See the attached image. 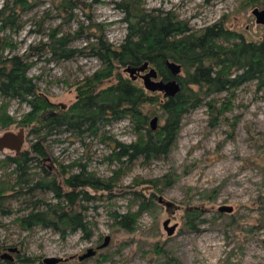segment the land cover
Instances as JSON below:
<instances>
[{"label": "rangeland", "instance_id": "1", "mask_svg": "<svg viewBox=\"0 0 264 264\" xmlns=\"http://www.w3.org/2000/svg\"><path fill=\"white\" fill-rule=\"evenodd\" d=\"M61 1L35 0L36 6L19 21L23 26L21 31L0 32L3 42L17 46L15 52L6 51L4 55H24L31 47L46 43L52 30L74 33L81 25H100L98 31L86 30L85 36L102 33L116 46L125 39L126 16L119 5L127 0H79L81 6L69 21L57 11ZM6 2L0 0V10ZM263 2L144 0L142 7L147 11L173 13L179 20L188 22L194 31L222 22L243 35L246 41L259 42L264 38V26L256 23L253 10L262 9ZM86 45L84 38L73 43L76 49ZM32 59L36 64L28 76L52 103L63 104L68 111L78 102L85 78L102 68L101 61L86 50L69 61L55 60L49 52ZM124 69H120L123 77L131 78ZM136 83L144 88L141 78ZM148 93L164 99L160 93ZM215 99L218 107L228 100L231 106L219 124L213 127L214 114L205 106L190 112L182 120L172 152L161 160L140 159L127 165V158L122 161L113 158L118 151L117 143L130 145L138 139L126 119L104 127L98 138L87 137L84 142L74 136V143H69L67 140L71 137L66 135L48 137L45 146L52 161L34 164V180L44 179V170H47L49 179L56 178L69 192L66 180L79 174L80 165H85L95 178L115 183L110 191L85 190L93 197L82 203L88 208L94 235L90 240L83 239L80 233L62 239L41 227L24 231L16 220L30 211L33 201L56 203L52 194L38 193L34 198L21 197L10 203L13 215L5 217L0 213V251L9 253L11 248L18 249V253H10L15 259L12 264H23L24 258L43 264L44 259L52 257L63 259L61 264H264V88H258L255 82L248 83ZM1 106L7 108L15 123L8 127L0 123V137L9 132L18 134L23 129L20 122L30 107L0 97ZM154 110L161 113L159 107L152 106L151 111ZM158 125H163V121L159 120ZM25 135L27 140L22 152L28 151L36 140L30 129H26ZM15 155L12 150H0V182L8 179L13 171V167L4 168V160ZM170 174L175 177L171 187L156 189L148 184ZM80 192V189L75 191ZM152 194L156 206L140 216L134 231H126L116 224L113 218L116 213L137 212L142 197L150 200ZM223 205L233 207V213H220L218 208ZM194 209L201 210L196 231L188 226L189 217L195 216ZM168 219L171 226L178 225L172 236L164 229ZM107 236L111 238L107 248L92 259L78 260L89 248L102 245ZM5 262L0 260V264Z\"/></svg>", "mask_w": 264, "mask_h": 264}, {"label": "trees", "instance_id": "2", "mask_svg": "<svg viewBox=\"0 0 264 264\" xmlns=\"http://www.w3.org/2000/svg\"><path fill=\"white\" fill-rule=\"evenodd\" d=\"M143 3L144 0H127L119 5L126 16L127 35L118 46L110 43L102 33L85 36L86 30L98 31L101 26L97 24L81 25L74 33L54 29L46 43L31 47L30 52L24 55L5 56L6 51L15 52L17 46L0 38V97L30 107L20 126L30 129L36 137L28 151L4 160V168L13 167V171L8 179L0 182V213L5 217L13 215L10 203L21 197L34 198L38 193H50L56 201H33L30 211L16 220L24 231L41 227L53 231L62 239L80 233L83 239L90 240L94 235L93 225L88 220V208L82 202H89L93 197L85 190L110 191L115 184L112 180L95 178L85 165H80L79 174L66 180L69 192L56 178L49 179L47 170H44V179L34 180L33 161L48 157L45 143L53 134L61 136L65 130H73L76 135L86 132L98 135L104 127L127 119L138 139L130 145L117 143L118 151L114 152L113 158L116 161L127 158V165H133L140 159L145 162L161 160L172 152L184 116L205 106L214 114L212 125L215 127L231 107L229 100L218 107L215 96L253 82L258 88H264V38L259 42L246 41L243 35L228 29L222 22L194 31L188 22L179 20L173 13L156 9L147 11L142 7ZM35 6V0H7L0 10V32L21 31L23 26L19 21L22 15ZM80 6L79 0H62L57 11L69 21L73 20L74 11ZM80 38H84L87 45L76 49L73 43ZM85 50L101 61L102 68L85 78L78 102L68 112H62L28 76L36 64L32 58L43 57L49 52L55 60L69 61L84 54ZM167 61L179 63L184 72L178 78L180 93L169 99L161 100L159 96L149 94L133 79L124 78L120 71L121 68L141 67L149 63L157 70L159 78L168 81L173 77L166 67ZM152 106L159 107L161 113L151 111ZM155 116L163 121V125L153 131L150 122ZM0 123L4 127L15 123L13 117L7 114V108L2 106ZM32 156H35L34 159ZM174 179V175L170 174L148 184L156 189L159 186L171 187ZM78 189L81 192L75 193ZM151 197L150 200L142 197L144 199L137 212L126 215L116 213L113 216L116 224L126 231H134L140 216L156 206L155 195ZM192 213L195 216L189 217L188 226L196 231L197 222H201V210L194 209ZM22 262L34 264L35 261L24 258Z\"/></svg>", "mask_w": 264, "mask_h": 264}, {"label": "water", "instance_id": "3", "mask_svg": "<svg viewBox=\"0 0 264 264\" xmlns=\"http://www.w3.org/2000/svg\"><path fill=\"white\" fill-rule=\"evenodd\" d=\"M253 15L256 18V23L258 25L264 26V2L263 8H255L253 10ZM166 67L170 71L172 75V79L166 81L164 79L159 78V74L157 70L149 65V63L144 64L141 67H128L124 69V72L130 75L131 79L137 81L139 76L143 80L144 88L146 91L150 93H162L164 95V99H169L177 96L181 91V84L178 80L179 77L182 76L183 67L177 62L174 61H167ZM61 107L65 108V105H60ZM159 118L154 117L151 122L150 126L153 131H156L159 127ZM25 142V129H21L18 134H14L12 132L6 133L4 136L0 137V150H4L5 147L9 150H12L19 154L22 152V146ZM160 202L163 203V200L160 199ZM220 213H233L234 208L231 206H220L218 208ZM171 220H166L164 222V229L169 236L174 235L178 225L171 226ZM111 238L109 236L105 237L104 243L98 248V250H103L107 248L110 244ZM10 253H18L17 248L9 249V253H0V259L12 260V256ZM97 254V251L93 248L88 250V253L84 254L80 257V260H85L87 258H91ZM44 264H61L63 259L61 258H46L44 259Z\"/></svg>", "mask_w": 264, "mask_h": 264}, {"label": "flooded vegetation", "instance_id": "4", "mask_svg": "<svg viewBox=\"0 0 264 264\" xmlns=\"http://www.w3.org/2000/svg\"><path fill=\"white\" fill-rule=\"evenodd\" d=\"M139 78H140V76H139ZM138 78V79H139ZM160 94H162V93H160ZM163 95V94H162ZM164 96V95H163ZM62 110V112H68V109H67V107L65 106V108H63V107H61V106H59ZM127 120V119H126ZM65 129H68V128H66L65 127ZM25 131H26V129H25ZM62 135H66V138H69V137H71V139H68L67 141L69 142V143H74V141H73V136L74 137H76V139L78 140V141H80V142H84L85 141V139L87 138V137H91V138H93V139H96V138H98V136H99V134L98 135H93V134H90V132H86V133H78V135H76L75 133H74V131L73 130H65V132L64 133H62ZM61 135V136H62ZM85 137V138H84ZM25 140H27V137H26V135H25ZM8 148H6L5 147V149L4 150H7ZM3 150V151H4ZM17 154V153H16ZM16 156V155H15ZM34 157L35 156H32V159H34ZM36 160V159H35ZM52 160H50V158L49 157H46V158H44V159H42V160H40V159H38L37 161H33V164H32V167H34V164H37V163H47V162H51ZM50 170H51V167H50ZM67 188H69V187H67ZM105 241V240H104ZM101 246V245H100ZM100 246H98V247H96V248H93V249H95L96 251H97V254L95 255V256H93V257H91V258H87V259H85V260H80V257L81 256H83L84 254H86V253H88V250L90 249H88L87 251H86V253H84L83 255H81V256H79L78 257V260L80 261V262H83V261H86V260H89V259H92V258H94V257H96L97 255H98V253H99V251H101V250H98V248L100 247ZM109 246V245H108ZM107 246V247H108ZM0 253H2L1 251H0ZM12 256V255H11ZM12 260H10V259H7V260H2V259H0V260H2V261H6V262H13L15 259H14V257L12 256ZM43 264H44V262H43Z\"/></svg>", "mask_w": 264, "mask_h": 264}]
</instances>
